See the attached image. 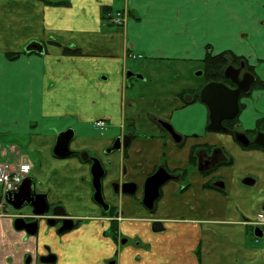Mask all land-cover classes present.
<instances>
[{
	"label": "crops",
	"instance_id": "0c3cea01",
	"mask_svg": "<svg viewBox=\"0 0 264 264\" xmlns=\"http://www.w3.org/2000/svg\"><path fill=\"white\" fill-rule=\"evenodd\" d=\"M124 11V25L110 21L108 14ZM32 42L43 52H27ZM69 49L82 55H66ZM224 53L241 58L256 77L251 93L240 98L233 130L208 129L209 110L192 98L195 90L128 96V84L134 83L127 73L135 72L131 65L138 60L204 65L208 56ZM10 54L19 56L9 59ZM15 103L25 113L21 121L0 111V136L14 140L0 139V162L31 161L30 177L58 184L60 193L56 189L52 196L80 210L93 205L80 202L91 192L80 181L88 167L78 155L54 158L60 132L75 131V152L101 156L131 123L151 135L159 129L155 120H162L184 136L180 146L164 136L150 141L145 135L125 161L122 153L111 156L110 178L126 164L124 181L142 183L161 165L186 172L182 181L162 190L155 218L165 229L159 233L152 232L154 217L137 200L124 197L130 219L124 230L139 234L142 243L127 246L118 264H264V244L258 246L261 239L250 223L264 210V148L254 142L258 132L264 133V0H0V104L10 110ZM98 119L107 121L104 131L95 126ZM235 131L250 143L238 142ZM25 136L30 137L27 147L41 153L40 163L23 153L18 142ZM108 226H89L88 238L60 246L57 264H104L97 234ZM13 232L10 218L0 215V264H24L28 247ZM38 254L31 264H40Z\"/></svg>",
	"mask_w": 264,
	"mask_h": 264
},
{
	"label": "flooded vegetation",
	"instance_id": "af4514ba",
	"mask_svg": "<svg viewBox=\"0 0 264 264\" xmlns=\"http://www.w3.org/2000/svg\"><path fill=\"white\" fill-rule=\"evenodd\" d=\"M241 64L242 61H240L239 63L232 62L229 65H233L234 67L238 68L241 66ZM225 70L223 73L224 77H225L224 75ZM247 71L250 72L249 70ZM200 74L201 75L205 74L206 76L207 74L206 69H204V72L197 73V75ZM133 77L136 78V76ZM138 79L144 80L143 78H138ZM209 82L224 83L226 86L232 89L236 88V86L231 82V80L226 77L223 81H214V80L206 81L204 85L200 86L199 88L193 89L195 90V93L194 96L192 97L193 99H195V97L196 98L198 97V99L196 100H199L204 105L206 104L202 101L200 94L202 88ZM251 90L249 93H251ZM189 91L190 90L184 93L186 94ZM248 94H243L241 95V97ZM191 101L185 103L189 104L191 103ZM98 120H104V119H98ZM155 122L156 124H159V129L157 130L156 134L154 133L151 135L140 133L139 131H137V128L134 125V123H131V125L128 126L129 130H127V132L123 133L122 135H118L111 140L108 147H106L103 150L102 156L90 152H81L85 156H87L88 154L90 158L99 159V161H101V163L103 164L105 174L101 179L102 184L100 187L101 188L100 194L99 193L97 194L96 189L92 184L93 177L91 173V168L94 162L90 159L83 160L80 157V155H78L77 153L75 154V156L78 155L80 157V159L83 161L82 163L87 165L88 167L87 170L86 169L84 170L89 172V174L86 177H81L80 180L83 185H86L87 187L91 188V192L89 193V196L88 197L84 196V198H81L80 200V202L89 201L93 204L92 206H90V208H87L86 210L85 209L80 210L71 207V205L68 202H66V200L61 199V196L53 197L52 194L56 193V189L58 193H60V190L58 184L55 183V185L53 186L50 180H48L47 182L46 181L39 182L33 179L34 191L32 193L23 191L18 195L10 197L9 202L6 200L4 196L0 197V215H7L10 218L12 229L14 231L13 232L14 236L15 237L21 236L20 241L23 243L22 245L28 247L27 254L25 255L24 258V264L33 263L34 260L36 259L35 255L38 253H39L38 259L40 264H57L59 262L58 260L60 259V253L61 251H63L60 248V246L62 245L65 246V244H74L77 243L78 241L85 240V238H88L86 237L87 235L84 236L85 228H88L89 226L94 227V225L97 223L103 226H107L109 224L108 228L105 231L103 232L99 231V233L97 234V239L101 244L98 250V255L101 257L100 259L101 260L103 259L104 264H118L119 256L122 254L124 249L127 248V246L137 248L142 243V238L139 234H131L129 230L128 231L124 230L125 222L130 221V219H128V217L126 216V206L123 205L122 207L124 197H128L132 200L134 199L137 200L142 206V208L145 210V212L150 214V216L154 217L151 220L152 232L159 233L165 229L163 220H160L159 218H155V214L157 213L158 210L157 204L162 197V190L164 187L168 186L171 182L182 181L183 176H186V172L184 174L182 173L179 174L178 172L175 171H169L166 167L161 165V166H156V169L149 176H147L142 183L138 180L124 181L125 176L128 175V169L126 164L125 165L123 164L122 168H120V170L118 169L119 176L116 178H110V169L114 166L115 163V161L112 159L111 156H114L116 153H122L123 156L122 159L125 161V159H128V156L130 155V151L132 150V148L136 146L137 142L146 136H147L146 139L150 141L155 140V137L164 136L166 138H169L176 144L180 146L182 145L181 143L184 140V136L181 133H179L172 125H170V123L164 122L162 120H155ZM227 122L229 121H225L223 124L224 127L226 128V131H228L229 129L233 130L234 126L231 128L228 127ZM209 125H208V129H209ZM160 131L162 133L161 136H159ZM235 133L236 131L234 132V134ZM75 138L76 136L71 142L70 145L71 150H72V143L75 140ZM118 138H120L121 140L120 149L110 151L111 148H113V146L116 144V140ZM248 140L250 141L249 138ZM55 143H56V139H55ZM191 155L192 156L195 155V150L192 151ZM198 156L199 158L201 157L200 154H198ZM54 158L56 157L54 156ZM161 167L166 169L168 175L172 176V179L170 181L165 182V184L160 188V194L158 198L154 200L152 207H149L150 203L148 201V197H147V202L146 201H145L146 203L144 202L146 181L149 177L153 176ZM138 178H140V174H138ZM125 184L126 187L124 188ZM42 195H45L46 196L45 200H47V203H45V205L43 206H42V200H44V198L42 197ZM76 202L77 200L72 201V203H76ZM6 205H9L12 210H10L7 207L8 209L7 211ZM26 209L29 210V212H25ZM139 219L140 218H136L134 219V221ZM157 221H160L161 224H155V222ZM110 241L114 244V246L110 245ZM38 245L39 248H41L40 249L41 252L39 251L38 248L36 250L34 249V247H38ZM55 247L56 250H53L55 249ZM85 254H87V251H85Z\"/></svg>",
	"mask_w": 264,
	"mask_h": 264
},
{
	"label": "water",
	"instance_id": "95a60500",
	"mask_svg": "<svg viewBox=\"0 0 264 264\" xmlns=\"http://www.w3.org/2000/svg\"><path fill=\"white\" fill-rule=\"evenodd\" d=\"M25 50L27 52L36 51L42 53L43 47L40 43L32 42L28 44ZM245 69L246 68L244 62H242L241 66L238 68L234 67L233 65H229L226 68L224 75L226 78L230 79L231 82L236 86L235 89L226 86L224 83L218 82H209L202 88L200 96L202 101L207 105L209 109V129L211 131H224L226 129L223 125L224 122L231 121L238 116L240 111L241 95L248 94L256 81L255 76L251 72L245 71ZM127 76H136L137 78H143L142 75L134 74L132 72H128ZM74 137L75 131L71 128L60 132L57 135L56 143L52 150V154L58 159H67L77 153L83 160H92L94 162L91 168V173L93 177L92 184L94 185L97 194H100V187L102 184L101 179L105 174L103 164L97 158H90L88 154L87 156H85L81 152H75L71 150L70 145ZM235 138L238 142L243 145H248L250 143L245 134L237 133L235 134ZM254 142L264 148V133H258ZM120 147L121 140L120 138H118L116 140V144L113 146V148H111L110 151L119 150ZM167 175L168 172L166 171V169L161 167L153 176L147 179L144 192V202H147L148 197V201L150 203L149 207H152L154 200L158 198L160 194V188L165 184V182L170 181L172 179V176ZM125 187L126 184L124 185V188ZM23 191H27L28 193H32L34 191V180L32 178H27L21 185L20 190L18 192H7L5 198L9 202L10 197L18 195ZM42 197L44 198V200H42L43 206L45 205V203H47V200H45V195H42ZM155 224H161V222L157 221L155 222ZM255 235L259 238H262L263 232L259 228H256Z\"/></svg>",
	"mask_w": 264,
	"mask_h": 264
},
{
	"label": "rangeland",
	"instance_id": "374dc122",
	"mask_svg": "<svg viewBox=\"0 0 264 264\" xmlns=\"http://www.w3.org/2000/svg\"><path fill=\"white\" fill-rule=\"evenodd\" d=\"M128 14V13H127ZM128 19V15H126V21ZM133 61H136L133 55L130 54ZM140 57V56H139ZM138 64V66H137ZM164 65V66H161ZM161 65H150L142 60H138L137 62H134L131 67L135 69L134 73L142 72L144 81L139 80L137 77H132V81L134 83V87H131L128 84L127 92L128 96L135 91H138L137 93H169V94H177L178 92H187L188 90H193L195 88H199L200 86L204 85L207 81L205 74L197 75L198 72H204V65L199 63H185V62H179V61H167L164 64ZM144 66V69L142 68ZM146 80V81H145ZM23 92L22 99H27V92H28V86L25 85V87H20V92ZM145 91V92H143ZM19 92V95H20ZM19 95H16L19 99ZM244 103V100L241 101ZM18 104L15 103L12 107H10V110L3 108V106L0 104V111L5 113L6 115L12 116V114L15 116L14 122L21 121L23 119V115L25 114L23 110L18 109ZM1 141L3 139H8L9 141H14L11 137H4L0 136ZM33 140V137H32ZM30 142V137L25 136L21 141H19L20 147H25L23 150V153L27 154L28 157L31 158L32 161L39 162V158L41 157V153L37 150H33L31 148H28L27 145ZM5 149V148H4ZM13 152V151H12ZM15 163V162H10ZM40 163V162H39ZM5 196V193L2 192L0 188V197ZM7 207L11 209L9 205H6ZM8 211V209H7ZM25 212H29V210L26 209ZM254 233V229L252 234ZM261 243L258 244V246H262L264 244V241L261 239Z\"/></svg>",
	"mask_w": 264,
	"mask_h": 264
},
{
	"label": "built area",
	"instance_id": "2783aa9c",
	"mask_svg": "<svg viewBox=\"0 0 264 264\" xmlns=\"http://www.w3.org/2000/svg\"><path fill=\"white\" fill-rule=\"evenodd\" d=\"M126 11L118 12L114 15L109 14V19L112 23L121 26L126 23ZM135 58L136 55H133ZM95 126L104 131L107 127L105 120H97ZM32 171V164L28 160L16 161L10 163L9 161L0 162V188L3 192L17 191L22 182L29 176ZM255 225L264 229V213L257 215Z\"/></svg>",
	"mask_w": 264,
	"mask_h": 264
},
{
	"label": "trees",
	"instance_id": "16d2710c",
	"mask_svg": "<svg viewBox=\"0 0 264 264\" xmlns=\"http://www.w3.org/2000/svg\"><path fill=\"white\" fill-rule=\"evenodd\" d=\"M108 9L106 8V11ZM108 14V12H107ZM74 51V50H72ZM70 49L66 51V55L69 56H81L80 51H74L72 52ZM232 55V54H231ZM229 55V53L220 54L218 56H208V58L204 61V67L206 69V78L207 81H223L225 77L223 76L224 70L229 65L228 56L232 57V60L234 63H239L242 59L239 57H236L234 55ZM19 56V54H13L8 55L9 59H16ZM198 99V97H197ZM236 119L233 121L227 122L228 127H233L236 123Z\"/></svg>",
	"mask_w": 264,
	"mask_h": 264
}]
</instances>
